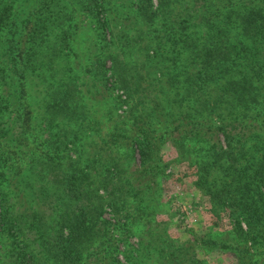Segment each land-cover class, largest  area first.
<instances>
[{"label": "trees", "instance_id": "1", "mask_svg": "<svg viewBox=\"0 0 264 264\" xmlns=\"http://www.w3.org/2000/svg\"><path fill=\"white\" fill-rule=\"evenodd\" d=\"M24 28L21 66L12 65L18 92L0 67V264H117L111 252L103 260L96 244L104 204L115 203L99 188H115L127 171L121 188L138 209L140 195L153 192L174 159L196 155L197 145L205 160L195 182L235 217L241 263L258 264L264 0H0V43ZM114 79L128 106L126 95L113 96ZM18 99L29 131L47 147L24 164L3 119ZM112 114L131 124L95 134L90 125ZM168 143L178 153L172 161L164 160ZM122 148L126 165L112 152ZM211 167L219 180H209ZM180 246L171 244V264Z\"/></svg>", "mask_w": 264, "mask_h": 264}, {"label": "rangeland", "instance_id": "2", "mask_svg": "<svg viewBox=\"0 0 264 264\" xmlns=\"http://www.w3.org/2000/svg\"><path fill=\"white\" fill-rule=\"evenodd\" d=\"M153 1L156 4L157 0ZM27 38L28 30L24 28L18 39L13 36L12 43H9L7 39L4 45L0 43V67L5 69L8 88H15L16 92L18 89L15 80L19 78L17 70H14L12 65L16 62L18 67L21 66L20 59L24 54V42ZM100 39L101 36L97 34V40L100 41ZM110 64L107 62L104 66L106 71L109 70L108 72H111ZM113 81L117 87L113 89V96L120 95L118 92H123L118 87L120 83L118 79ZM125 93L121 97L125 98L126 95L127 100L124 104L128 106L130 101ZM17 102L19 104L17 103L16 108H8L4 111L3 119L12 129L10 144L20 156L21 163L24 164L30 162L36 154H44L47 147L43 135L34 137L29 131L32 125L26 122L25 100L18 99ZM124 104L123 108H125ZM130 124L129 119L112 114L102 117L90 126H95V134L99 131L102 134L106 126H129ZM194 148L197 150L196 155L190 153L187 160L175 163L177 151L170 143L163 146L164 160L174 159L173 163L167 168L163 180L156 178L151 194L140 195L138 209L133 207L135 204L132 200L133 196H130L126 188H121V182L126 181V177L129 176L127 171L120 176L116 174L119 177V185L117 184L115 188L111 184L107 186V190L99 188L106 202H111L107 196L115 202L104 204L100 218L103 222L99 225L100 233L96 244L104 250L103 260H106L111 252L113 256L116 255L117 264H171L168 252L171 244L176 243L181 245V249L177 252L178 258L175 264H242L240 252L237 249L239 240L236 236L235 217L227 208L216 206L209 197L208 191L195 182L199 171H202L205 151L200 150V145ZM112 152L117 153L123 165L129 161V157L124 156L125 149ZM190 158L197 159L194 167L188 165ZM139 162V155L136 153L134 161L129 164V170L132 171ZM62 171H66V168L63 167ZM220 175L219 168H210V181L219 180ZM111 190L114 191L113 197L109 195ZM239 218L241 227L247 230L248 225L245 219L241 216ZM91 248L92 246L89 249ZM263 248L264 244L258 247L256 256L258 264L261 262V257H264L261 253ZM88 262L98 264V260L94 261L93 258H90Z\"/></svg>", "mask_w": 264, "mask_h": 264}, {"label": "built area", "instance_id": "3", "mask_svg": "<svg viewBox=\"0 0 264 264\" xmlns=\"http://www.w3.org/2000/svg\"><path fill=\"white\" fill-rule=\"evenodd\" d=\"M120 95H122L123 94V92L122 91H120V92H118Z\"/></svg>", "mask_w": 264, "mask_h": 264}]
</instances>
